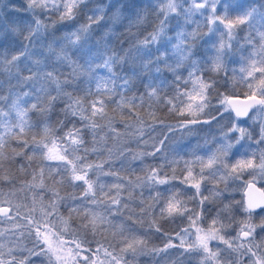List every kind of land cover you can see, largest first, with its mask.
Listing matches in <instances>:
<instances>
[{
	"label": "trees",
	"instance_id": "trees-1",
	"mask_svg": "<svg viewBox=\"0 0 264 264\" xmlns=\"http://www.w3.org/2000/svg\"><path fill=\"white\" fill-rule=\"evenodd\" d=\"M179 2L181 11L168 16L158 40L144 43L145 38L163 19L161 4L157 0H87V6H81V11L74 19L63 21L55 12L42 13L39 8L30 9L28 0H0V55L10 58L25 45H29L24 37L28 35L29 27L35 28V19H40L42 24L47 25L46 31L42 28L40 34L32 38L29 55L21 57L18 69L12 67L9 70L6 64L0 66V95L7 97L0 101V107L5 111L9 110L12 99L25 91L30 92L24 98L29 101L26 107H30L31 103L47 107L49 96L36 92L32 87L33 83L37 88L43 85L48 93L57 97L51 102L50 113L41 115L36 110L28 112L27 118L32 128L25 133L29 148L24 151L31 155L35 148L33 138L37 142L45 139V125L49 128L50 139L61 149L67 144V140L61 138L73 124L77 128H83L84 138L81 151L68 153L67 161H51L38 155L28 161L24 155L17 154L21 151V142L6 134L4 128L0 127V135L5 138L4 159L0 164V201L10 200L14 206H19L20 213L14 220L0 217L3 220L0 232L4 233L0 237L4 248L0 251L6 258L9 247L15 249L17 261L28 256V249L33 246L31 239L25 235L17 244L11 237V226L17 222L23 225L25 221L20 219L22 216L35 215L39 218L41 198L43 204L47 205L53 199L54 191H58L64 197L59 205V215L63 218L69 217V206L78 207L81 212L107 216L108 222L103 226L102 232L94 236L91 232L85 235L81 230L77 235L78 239L88 242L86 246L90 247V252L87 254L103 261V264L113 262L111 257L104 256L103 250L97 257L96 249L100 245L112 251L120 264H124L125 260L131 261V264H251V260L255 259L250 254L239 255L228 250L219 240L208 242L209 249L217 253L215 259L199 247L189 248V245L197 242V228L202 230L201 235L207 232L213 218H218L227 225L225 231L228 239L236 237L242 222L248 221L249 214L244 211L243 192L228 180L229 170L240 160L253 159L255 163L260 161L264 151V141H260L261 127L264 124L254 122L252 127L248 120H239L250 134L245 135L243 141L247 143V147L231 153L232 157L229 156L225 161V169L221 168L219 159L231 152L227 148L229 137L223 136L217 129L223 127L225 130V123H230L234 116L228 111L220 118L224 109L221 101L225 97H247L252 92L259 96L260 90L264 89V84L260 83L264 78L261 73L247 76L252 62H259L264 58V39H261V34L264 33V0L221 1L224 10L218 9L217 15H227L228 19L235 20L238 15L252 12V17L248 22L232 29V47L230 50L225 49L223 67L219 72L212 70L211 63L220 43H229L224 37L223 24L217 22L214 28L208 30L211 15L209 10L201 22L198 21L196 12L192 15V24H188L183 10L190 6L184 0ZM93 12L102 17L98 23H91L88 19ZM90 23L91 27L87 31H81ZM193 31L196 32L193 59L199 61V79L196 76L189 78L190 62L184 61L177 69L181 76L177 81L172 69L178 60L176 45L180 43L179 33ZM206 32L208 36L204 34ZM73 33L79 34L78 41ZM188 40L191 41L192 38L188 37ZM64 54L70 57L72 64L60 58ZM109 56L119 57L113 70L116 77L126 76L132 80V92L119 87L122 83L120 79H116L115 85L109 83V87L114 89L111 94H106L103 88H97L98 82L113 79L109 70L103 66ZM37 60L39 64L35 62ZM29 68L38 74L37 79L18 84V74L20 77L27 76ZM48 71L54 72L55 80L61 82L59 94L55 80L44 78V73ZM66 78H71L70 85L63 83ZM200 80L212 81L213 87L208 90L209 106L203 111H196L201 102ZM160 82H164L161 90L152 96L146 94L145 85ZM65 92H71L74 98H80L81 106L86 110V118L81 120L79 115L70 117L64 120L62 126L58 121L64 119L61 109L68 101ZM37 96L40 97L39 100ZM133 96L142 99L137 98L132 103H127ZM96 99L104 100L103 117H91L90 105ZM189 105L192 106L191 110ZM180 110H183V115L179 114ZM14 116L13 113V118ZM213 116L216 119H212ZM192 119L209 120L210 123H188ZM92 120L98 125L94 130L95 137L93 130L85 127ZM182 124L187 126L180 127ZM156 147L160 149L159 152L155 151ZM83 148L89 149L86 161L76 158L85 156ZM93 148L96 150L92 151ZM150 152L155 154L148 155ZM85 162L92 165L103 164V169H88V178L94 182L96 190L95 203H92V196H83V190L87 186L82 181L69 182L72 163L79 165ZM152 169L157 170L158 178L166 179L167 182L157 183L149 179ZM189 170L191 177H188ZM244 170H248L245 172L248 173L252 168ZM104 172L115 175H104ZM196 182L200 183L199 193L191 187ZM114 184H120L121 187H113ZM257 184L264 190V180ZM205 196L208 199L201 203ZM112 198L120 200L122 207L119 213L109 211ZM174 198L188 211L169 214L168 203ZM34 199L37 201L35 213L30 212ZM124 205L127 207H123ZM192 214L198 215L195 226L188 218ZM80 218L73 213L69 224L76 228ZM262 218L264 208L253 212L249 222L259 224ZM156 226L161 229L160 232L155 230ZM122 232L129 238L134 236L144 241L145 252L137 255L134 261L129 254L120 250L123 246L120 242ZM257 232L260 233L259 228ZM71 235L70 232L65 233L64 239L70 242ZM169 239L175 245H180L183 239L184 246L168 248L158 255L152 253L154 248H163ZM256 243H260L259 237ZM253 251L261 256L264 245L254 247ZM44 264H48L46 258ZM53 264H57L55 259Z\"/></svg>",
	"mask_w": 264,
	"mask_h": 264
},
{
	"label": "snow or ice",
	"instance_id": "snow-or-ice-1",
	"mask_svg": "<svg viewBox=\"0 0 264 264\" xmlns=\"http://www.w3.org/2000/svg\"><path fill=\"white\" fill-rule=\"evenodd\" d=\"M158 3L161 4L160 13L163 14V19L160 24L153 32L145 38L144 43L156 42L160 36V34L164 31V25L168 21V16L170 14H179L181 11L179 0H157ZM219 0H191V7L188 9H184V13L186 18L194 15V10H206L200 11V15H206L207 10H210L209 23L214 24L217 21L220 24H223L226 29H228L227 35L229 43L226 45L221 42L217 52L212 60L211 66L212 70L219 72V70L223 67V56L226 55V48L231 47V40L233 38L232 29L237 25L244 24L248 22V20L252 17V12H245L242 15H238L235 20H230L225 16L217 15V5ZM81 6H87V0H28V7L30 9L39 8L42 13L44 12H55L59 15V19L70 20L74 19L76 15L81 11ZM227 6H225V13H227ZM35 15V13H34ZM91 23H98L101 16H99L96 12H93L92 15L88 17ZM91 23L81 29V31H87L88 28L91 27ZM35 28L29 27L28 35L24 37L25 40L29 41V45H25L23 49L16 54L11 55V57H7L5 55H0V66L8 65L9 70L12 67H16L18 69V62L21 60V57L29 55L30 44L32 42V38L34 36H38L40 34L41 29L43 28L45 31L47 30V25L42 24L40 19L34 20ZM211 30V29H210ZM73 36L76 37V41L80 39L78 33H73ZM180 43L176 45V55L178 56L177 64L172 69L175 74V79L179 81L181 76L177 73V69L180 68L184 61H189V78L196 76L199 79V61L193 59L194 56V48H195V39L196 32H189L187 34L181 32L179 33ZM188 37H191L192 40L189 41ZM261 39H264V33L261 34ZM63 60H66L69 64H72L70 57L67 54H64L60 57ZM119 60V57L109 56L108 59L104 61V67L109 70L112 74L113 79L110 81H101L97 83L98 89H105L106 94H111L114 90L109 87V83L115 85L116 79L122 80V83L119 87L126 92H132L134 88V84L131 79L128 77H116V74L113 70V65H115ZM39 64V60L35 61ZM75 69L73 70L74 75ZM261 73L262 77H264V58L260 59L259 62L253 61L250 67V70L247 72L248 77H252L254 73ZM28 75L20 77L18 74L17 83H27L30 81H35L37 79V73L33 71V69H28ZM44 78L48 80H55V74L52 71H48L44 73ZM201 84L199 97L200 103L196 107V111H203L205 107H208L210 104L209 93L208 90L213 87L212 81H199ZM56 89L59 94L61 90V82L59 80H55ZM65 85L71 84V78H66L63 82ZM261 84H264V78L260 80ZM32 87L38 93H44L49 96V104L47 107L38 106L37 103H31L30 107H26L25 105L29 104V101L24 100L25 97L30 95V92L25 91L19 95H17L14 99H12L11 104L9 106V110L5 111L3 107H0V127H3L6 134H10L14 136L18 141H20L21 151L18 152V155H24L28 161H31L33 156H40L43 159L47 160H59V161H67L68 153H78L81 151V146L84 145L83 138V128H77L75 124L65 133V136L62 137V140H67V144L62 148L60 152H55L54 148L56 147V142L50 139L49 128L45 125V139L41 141H33L35 142V148L32 150L31 155H27L24 150L29 148V141L25 138V133L30 131L32 125L30 124L28 117V112L30 110H36L41 115H45L46 113H50L52 110V101L57 99L56 96H52L51 93H48L43 85L36 87L35 83L32 84ZM146 94L149 96L155 95L159 90L164 87V82L157 83H148L145 85ZM249 87L251 88V83H249ZM65 95L68 96V101L66 105L61 111L63 112L64 119L58 121L59 124L63 126L64 120L69 119L70 117H76L79 115L80 119H85V109L81 106L80 98H74L71 92H65ZM39 96H37V100H39ZM142 97H132V100L126 101L127 103H132L133 100ZM7 99V97L0 95V101ZM249 101H251L249 103ZM221 103L224 105V112H234L236 118H240L242 116H247L250 109L259 106V111L264 112V89L260 90L259 98L257 97L256 92H252L246 101L241 104H236L231 98L225 97ZM134 106V105H133ZM91 117H96L100 115L103 117L105 112V103L103 99H96L91 102ZM189 110H191L192 106H188ZM13 113L15 114L13 118ZM180 115H183V110H180ZM193 116L195 112L192 113ZM222 114V113H221ZM88 117V119H91ZM212 119H216L215 116ZM210 123L209 120H198L192 119L188 123L196 124V123ZM187 125L182 124L181 127H186ZM85 127H89L93 130V136L95 137V128L98 127L95 120H92L91 124L85 125ZM18 130V131H14ZM231 132H238L239 136L236 137V143H239L242 139H244L245 135H250L246 132L244 127H240L236 124L232 126L229 130ZM260 141H264V126L261 127V135ZM257 141V143H260ZM162 143V142H161ZM51 145V146H50ZM5 146V138L3 135H0V164H2L4 159L3 148ZM232 147L231 144L227 145V148ZM227 148L225 151H227ZM39 150V151H37ZM96 149L93 148L92 151ZM85 153L84 157L77 156V159H84L86 161V153L89 151L87 148H83ZM156 152H159L160 149L158 147L155 148ZM148 155H154V152L147 153ZM211 163V160L209 161ZM256 163L253 159L248 160H240L237 162L235 166L232 167V172H237V170H243L245 168H253L256 167ZM23 168V165L21 166ZM96 167L98 169H103V164L92 165L87 162L83 164L72 163L71 174L69 176V182H78L82 181L84 185H86V189L83 190V196L88 197L92 196L94 199L92 203H95L96 190L94 187V182L88 178V169ZM258 167L264 171V155L260 157V162ZM42 171V170H41ZM67 171V170H66ZM157 170L152 169L151 175L149 179L153 180L157 183H166V179L158 178L156 175ZM104 175H115V173L104 172ZM192 173L189 170L188 177H191ZM35 179V176L33 177ZM187 180V177H186ZM252 185L249 184L248 187ZM113 187L120 188V184H114ZM191 187L195 188L197 193L200 191V183L196 182L191 185ZM64 197H61L58 191H54L53 199L47 204H43L42 198L40 202L39 212L40 216L37 218L35 215L22 216L20 219L24 220L25 223L21 225L20 223H15L11 226V229H22L21 231H11V237L18 244L22 238L27 235L28 238L32 241V248L28 249V256L24 259L17 261L16 256L14 255L15 249L13 247H9L8 249V257L6 258L3 255V252L0 251V264H44V259L46 258L48 264H53V259L57 262V264H80L83 261V264H103V261H98L94 259L91 255L87 253L90 252V247L86 246V240H80L77 238L78 233L83 230L85 235L88 232H91L94 236L97 233H100L104 230V225L108 222L107 216L98 214V213H87L81 212V209L78 207L69 206V217L67 219L63 218L59 215V205L60 201H62ZM208 197H202L201 203L204 200H207ZM37 201L33 200V207L30 208V212L35 213L37 208L35 207ZM114 206V207H112ZM121 203L119 198H112L110 201V213H119L121 211ZM123 207H127L124 205ZM257 208H264V202L254 201L251 198L249 199L247 206L244 208V211L249 214L248 221L242 222V227L240 231L237 233L236 237L232 239H228L227 233L225 231L227 225L221 223L218 218H213L211 221V226L209 227L207 232H204L202 235L200 232L202 231L200 228H197V238L196 244L189 245V248L199 247L203 250L204 253H207L209 257L215 259L217 256L216 252H212L209 249L208 242L211 240H219L224 243L228 250L232 252H236L239 255L250 254L251 257L255 259L251 260V264H264V256H257L256 251H253V248H259L261 245H264V235L260 233H264V218L261 219L259 224L250 223L251 214ZM143 211V209L141 210ZM163 211V210H162ZM167 211L169 214L172 212H176L178 214L188 211V209L178 200L172 199L168 203ZM76 213L80 216L79 224L76 228H73L69 224V220L72 219V214ZM17 216H20L19 206H14L10 200L0 201V217L6 220H14ZM219 216V214H218ZM55 217V219H53ZM192 225L195 226L196 219H198V215L192 214L189 217ZM3 220H0L2 223ZM230 223V221H229ZM257 228L260 229V233L257 232ZM155 230L160 232L161 229L156 226ZM187 231V230H185ZM72 233L71 240L66 241L64 239L65 233ZM4 233L0 232V237H3ZM53 237L55 239H53ZM259 237L260 243L257 244V238ZM121 252L129 254L131 260L134 261L135 257L140 254H144L145 248L143 247L144 241L139 240L136 237L129 238L125 236L123 232L121 233ZM74 245V247H72ZM183 247L184 241L181 239L180 245H175L169 239L163 248H154L152 249V253L158 255L160 252H166L168 248L171 247ZM111 247V245H110ZM4 248V244L0 243V250ZM244 251L241 252L240 250ZM103 250L105 257H111L113 264H120V260L114 255L112 251H109L108 248H104L103 245H100L96 249L97 257L99 253ZM82 253H84L82 255ZM33 257L38 259H32ZM124 264H131V261L125 260Z\"/></svg>",
	"mask_w": 264,
	"mask_h": 264
},
{
	"label": "rangeland",
	"instance_id": "rangeland-1",
	"mask_svg": "<svg viewBox=\"0 0 264 264\" xmlns=\"http://www.w3.org/2000/svg\"><path fill=\"white\" fill-rule=\"evenodd\" d=\"M184 1H186L187 3H188V5L191 7V0H184ZM221 1L222 0H219V3H218V5H217V10L218 9H221L222 11L224 10V7H223V5H222V3H221ZM195 11V13L197 14L196 15V17H199L198 18V21L199 22H201V20L204 18V15H200V11H203V10H194ZM209 12H210V10H209ZM191 18H193V16L191 15V16H189V17H187L186 18V21L185 22H187L188 24H192V19ZM205 19V18H204ZM218 22V21H217ZM216 22V23H217ZM201 24V23H200ZM215 24V23H214ZM214 24H210L209 23V27H208V30L209 29H211V28H214ZM202 28H204V26H201ZM169 29V26L167 25V27H166V30H168ZM206 31V30H205ZM223 32L225 33V35L226 36H224L225 37V40H227L228 41V35H227V32H228V29H226L225 27H224V25H223ZM204 34H207V36H208V32H206V33H204ZM209 35H210V33H209ZM224 40V39H223ZM232 47V46H231ZM231 47L229 48V50L231 49ZM224 106V105H223ZM259 109V107L257 108V109H255L253 112H252V114H251V116L247 119L248 120V124L249 125H252V127H254V125H255V123L254 122H258V123H261V124H264V112H262V111H259L258 110ZM231 112V111H230ZM228 112H224L223 111V109H222V114L220 115V118L222 119L223 117H224V115L225 114H227ZM229 122V121H228ZM228 122H226L225 123V130L223 129V127H221L220 129H217V132L218 131H220V133H222L223 134V136L224 135H226L227 137H229V144H231L232 145V147H230L229 149L231 150V152L230 153H228V154H225L226 156H223V158H220L219 159V162H220V165H221V168L223 169L224 167H225V161H227V158L229 157V156H231V155H233V154H231V153H233L235 150H237V149H239V148H241V147H243V148H246L247 147V143H243V141L245 140V138L244 139H242L239 143H236V137H238L239 136V133L238 132H231V131H229L231 128H232V126L234 125V124H236V125H238V126H240V127H244L245 128V126H243V125H241L240 123H239V120L237 119V118H235L234 116H232V118H231V122L230 123H228ZM259 125V124H258ZM180 127H181V125H180ZM183 129V128H182ZM178 131H180V132H183V131H181V130H179V129H177ZM209 132L207 131V134H208ZM208 136H209V134H208ZM62 149H61V147L60 146H56L55 148H54V151L55 152H60ZM261 155V154H260ZM262 155H264V151H263V153H262ZM232 157V156H231ZM51 161H59V160H51ZM259 162L260 161H258L257 160V163H256V167H254V168H252V170H250L248 173H245V172H247L248 170H237V172H232V168L229 170V178H228V180L230 181V183L231 184H233L238 190H242V192L244 193V191H245V189H246V187H247V185L249 184V183H255V184H257L259 181H261V180H264V171H262L259 167H258V165H259ZM226 168V167H225ZM224 168V169H225ZM212 170L214 169V168H211ZM227 173V172H226ZM258 185V184H257ZM234 187V188H235ZM240 230H238V232H239ZM260 255L261 256H264V253H260Z\"/></svg>",
	"mask_w": 264,
	"mask_h": 264
},
{
	"label": "water",
	"instance_id": "water-1",
	"mask_svg": "<svg viewBox=\"0 0 264 264\" xmlns=\"http://www.w3.org/2000/svg\"><path fill=\"white\" fill-rule=\"evenodd\" d=\"M257 97L259 98V96H257ZM229 98H231L236 104H241L242 105V102L246 101L248 96L247 97L232 96V97H229ZM250 102L251 101H249V103ZM258 107L259 106L250 109L247 116H242V117L237 118V119L241 120V121L247 120L251 116L252 112L255 109H257ZM232 114L235 117V113L232 112ZM249 184H251L252 186L248 187ZM249 184L247 185V187H246V189H245V191L243 193L245 207L247 206V203H248L250 198L252 200H254V201L264 202V190L259 185L255 184V183H249ZM261 209H263V208H257L255 211H258V210H261Z\"/></svg>",
	"mask_w": 264,
	"mask_h": 264
}]
</instances>
